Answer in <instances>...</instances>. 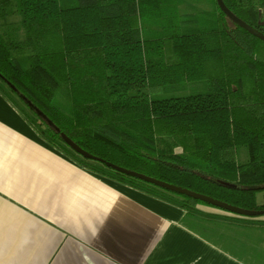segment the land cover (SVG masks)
<instances>
[{"label": "trees", "instance_id": "obj_1", "mask_svg": "<svg viewBox=\"0 0 264 264\" xmlns=\"http://www.w3.org/2000/svg\"><path fill=\"white\" fill-rule=\"evenodd\" d=\"M222 2L264 35V0ZM0 83L92 172L186 214L211 207L85 160L60 134L123 169L264 210V43L215 0H0Z\"/></svg>", "mask_w": 264, "mask_h": 264}, {"label": "crops", "instance_id": "obj_2", "mask_svg": "<svg viewBox=\"0 0 264 264\" xmlns=\"http://www.w3.org/2000/svg\"><path fill=\"white\" fill-rule=\"evenodd\" d=\"M0 264H264V215L186 214L92 172L0 88Z\"/></svg>", "mask_w": 264, "mask_h": 264}, {"label": "water", "instance_id": "obj_3", "mask_svg": "<svg viewBox=\"0 0 264 264\" xmlns=\"http://www.w3.org/2000/svg\"><path fill=\"white\" fill-rule=\"evenodd\" d=\"M216 5L218 7V9L223 13V15L234 25H236L237 27H239L241 30L247 32L248 34H250L252 37L260 40L261 42L264 43V35L262 33H260L258 30H256L255 28L247 25L246 23L242 22L240 19H238L237 17H235L230 11H228V9H226V7L224 6L222 0H215ZM9 89L19 97L18 92L13 89L12 87L8 86ZM57 132V130H56ZM60 139L63 142V144L68 147L72 152H74L75 154H77L78 156H80L81 158L85 159V160H90L96 163H99L101 165H103L104 167L117 172L119 174L128 176L130 178L139 180L143 183L152 185L154 187L160 188L162 190L177 194V195H181V196H185L191 199H194L196 201H199L201 203H204L206 205H209L213 208L219 209L221 211L227 212L229 214H233V215H237L240 217H246V218H254V217H259V216H263L264 215V210L261 211H248V210H243V209H239L236 207H232L229 205H226L222 202L216 201L214 199H211L209 197L191 192L189 190L186 189H182L180 187L174 186V185H170L168 183L147 177L145 175L142 174H138L126 169H123L121 167L115 166L113 164L107 163L99 158H96L86 152H84L82 149H80L77 145H75L72 141H70L65 135L60 134Z\"/></svg>", "mask_w": 264, "mask_h": 264}, {"label": "rangeland", "instance_id": "obj_4", "mask_svg": "<svg viewBox=\"0 0 264 264\" xmlns=\"http://www.w3.org/2000/svg\"><path fill=\"white\" fill-rule=\"evenodd\" d=\"M0 86L4 88V92L7 97L11 100L13 105L17 106L19 109H22L30 118H33V115L24 107V105L9 91V89L2 83ZM247 160V153L244 148H239L237 150V162L242 164L245 163ZM256 200L258 204H264V191L256 192Z\"/></svg>", "mask_w": 264, "mask_h": 264}]
</instances>
